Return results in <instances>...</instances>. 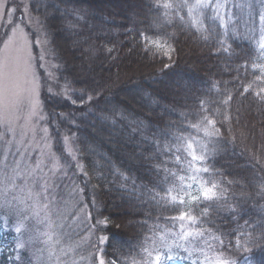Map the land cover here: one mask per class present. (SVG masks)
I'll list each match as a JSON object with an SVG mask.
<instances>
[{"label": "trees", "instance_id": "trees-1", "mask_svg": "<svg viewBox=\"0 0 264 264\" xmlns=\"http://www.w3.org/2000/svg\"><path fill=\"white\" fill-rule=\"evenodd\" d=\"M178 2L35 0L32 8H39L34 13L43 21L50 47L55 52L57 84L63 86V91L65 81H76L72 88L77 92L97 88L103 96L99 104L77 108L73 113L74 122H61L55 114H66L74 106L70 103L65 106L52 96L42 94L54 144L59 146L67 135L79 163L89 173V177L77 173L74 183L68 179L60 183L59 198L73 194L64 191L63 186L83 187L88 183L85 193L76 195L74 202L60 205L61 211L67 216L77 209L86 211L94 229L91 235L86 225L77 227L78 232L87 231L82 248L75 243L79 235H62L60 228L46 243L47 237L39 236L44 226L32 215L33 201L27 199L20 208L28 217L26 227L21 229L23 236L10 231L7 236L13 237L14 244L18 237L39 238L9 260L3 253L0 264H51L52 259L57 263L60 260L66 264H90L89 255L85 254L95 250L101 235L107 238L101 246L106 260H114L116 264H132L133 260L136 264H145L156 252L168 249L163 246L162 238L167 243L180 237L181 232L169 235L166 228L169 223L177 225V217L183 213L196 218L195 224L190 222L191 226H187L193 233H204L203 237L196 235L197 240L196 236L190 237L196 240L197 254L210 252L220 260L244 264L248 253L250 264H264V241L258 239L260 225H264V199L259 195L264 166L252 167L253 157L264 158V104L251 92L237 95L241 84L260 75L259 68H253V64H264L259 24L264 0L230 1L233 24L228 35L220 37L234 53L230 57L216 54L220 45L215 36L205 41L201 33L180 21L179 16L189 19L186 10L178 13L175 8L163 7L165 3ZM246 3H251L252 8L234 6ZM236 17L239 24L235 23ZM157 18L158 26L150 27ZM217 30L224 32L222 28ZM151 41H159L166 47L157 50ZM146 43L151 50L145 49ZM167 45L174 49L168 55L165 54ZM217 82L222 85L227 82V90L234 96L227 106L218 104L225 97L212 90V84ZM201 100H207L209 107L219 106L231 117L230 120L217 117L224 143L214 156L202 152L201 145L208 143L209 138L192 127L201 119ZM162 131L168 135L161 136ZM188 143H193L196 155L206 156L205 161L192 160ZM65 153L60 148L56 156L63 154L74 170ZM149 156L153 159L149 160ZM156 165L158 173L151 171V166ZM204 167L209 168L208 173L195 171ZM181 177L186 181L195 177L206 187L215 184L216 197L205 200L201 196L195 201L184 200L182 204L179 200L173 202L171 197L182 187ZM228 181L236 183L228 184ZM145 185L155 199L144 194ZM242 195L244 199L236 215L220 207L223 199L235 205ZM212 203L218 205V211L205 216L203 209ZM21 212L15 218L7 215L8 223L15 222L17 227ZM64 220L57 223L71 230V221ZM96 221L104 224L96 225ZM253 227L256 228L253 240L243 244L242 233H251ZM237 239L242 244L239 249L235 248ZM65 244L71 249H63ZM180 253L186 254L184 250ZM17 254L21 256L19 261Z\"/></svg>", "mask_w": 264, "mask_h": 264}, {"label": "snow or ice", "instance_id": "snow-or-ice-1", "mask_svg": "<svg viewBox=\"0 0 264 264\" xmlns=\"http://www.w3.org/2000/svg\"><path fill=\"white\" fill-rule=\"evenodd\" d=\"M231 6L230 0H223V2H221V0H179V2L176 4L165 3L163 5L165 9H177L178 13L186 10V16L189 19L186 21L184 16H179L180 21L190 28H194L196 32L201 33L202 38L205 41H207L211 36H215L218 39V43L220 45L216 54H223L227 57L234 55V53L231 52L230 46H226V40L220 39V37L221 35L226 37L230 31L229 26L233 24L234 14L231 11ZM234 6L240 9L252 8L251 3L235 4ZM148 7L151 8L152 5H148ZM15 11V8L9 7V0H0V18L6 17L9 24H12V16ZM248 15L251 17V12H249ZM235 23L239 24V17L235 18ZM158 24L159 19L157 18L149 26H158ZM259 24L262 34L260 48L264 49V5L261 6V11L259 12ZM217 27L224 29L223 34L217 30ZM18 31H21L18 26L14 27L12 30V36H10L8 40L4 42L3 49H0V84H2L3 90L6 94H14L17 81L21 74L23 75L26 83V93L31 105L28 116L25 119V127L27 128L30 126L32 117H37L41 121H43L45 117L40 113L38 99L40 82L36 76V73L32 69L31 52L28 50L26 38H16ZM145 40H147L146 37ZM150 43L157 50H164L166 47L159 41H151ZM145 49L151 50L147 43L145 44ZM173 50L174 49H172L170 45H167V51H165V54L168 55ZM109 51H111V49H109ZM257 67L259 68L260 75L256 76L255 79L248 81L246 84H241L240 90L237 91V95H245L251 92L261 104H264V64H253V68ZM75 82L76 81H65L63 92H53L51 89H49L50 96L58 100L60 104L63 103L65 106H67L70 103V105L74 106L73 110L67 112L66 114H55L61 122H74L75 117L73 113L77 108L99 104L101 99H103L102 93L98 91L97 88H89L88 90L81 89L79 92H77L72 88V84ZM57 87H59V85H57ZM221 87L224 88L223 93H221ZM212 90H215L218 94H221L225 97L218 102L219 105L227 106L234 99L232 92L227 90V82H224L223 85L219 82L212 84ZM73 96L76 98H73ZM208 104L209 102L207 100H201L199 102L201 119L199 123L193 124L192 127L197 129V131H202L204 136L209 138L208 143L201 145L202 152H206L208 156H214L216 153L221 151V144L224 143V141L220 139V129L217 127V117L223 116L224 120H230L231 117L223 112L219 106H214L213 108L207 106ZM13 119L14 117L11 114V110H7L4 115L6 129L3 133H0V189H2V191H0V196H2L4 200L3 206L7 207L11 203L8 201L6 195L10 190L9 186L12 188L19 187L20 192H26L27 199L33 201V204L30 206L32 208V215L37 218V222L39 224L44 226V231L39 233V236L47 237V240L45 241L47 243L52 240V235L58 228L62 229L64 227L62 223H57V220L64 219V214L60 208V202L57 200V189L60 187V183H62L65 179L73 181L74 183L77 173L84 177H89V173L85 170L84 165L79 162H76L74 170H72V166L69 165L68 160L64 158L63 154L57 157L51 151V137L49 136V129L47 127L42 129L43 146L41 147L40 145H37V147H40V157L35 160L34 166L28 163L26 159L27 149H25V151H21L20 146L24 143V141L22 137L20 140H17L13 128ZM166 127H171V125ZM9 133L12 134L11 139L8 138ZM160 135L166 137L168 133L166 131H162ZM213 137L216 139H211ZM68 142L69 137L66 135L64 137V144L67 146ZM187 149L190 150L189 154L192 156V160L201 162L205 161V155L198 156L195 154L193 143H188ZM66 150L68 156L71 157V160L77 161V156L72 148L67 147ZM145 151H147V149H145ZM177 151H179V149H177ZM9 157H11V160H9ZM17 157L20 159H17ZM148 159L151 160L153 157L149 156ZM176 159L179 161L180 157L177 156ZM45 160H47V164L45 163ZM61 160H63V164L61 163ZM252 160L254 161L252 167L264 166V158L253 157ZM45 168H47V171H45ZM70 170L72 171V175H69ZM262 170H264V167H262ZM151 171L158 173L159 166H151ZM195 171L208 173L209 168H196ZM181 179H183V177H181ZM192 179H195V177H192ZM17 181H21L22 185H18ZM29 181H32L36 187H39L40 191H32ZM227 183L232 184L236 182L228 181ZM87 187L88 183L85 182L83 187L76 185L73 191L76 193L77 197H79L85 193V189ZM187 187H191V185H188ZM260 187L261 191L259 195L262 199H264V182H261ZM215 188V184H213L212 187L201 186L203 198L205 200H213V198L216 197V192L214 191ZM143 190L144 194L151 197L152 199H155V197L152 195V192L147 188L146 185L143 186ZM221 196H223V193H221ZM14 199H19L21 204L25 203V199L22 197H14ZM197 199L198 197H192L193 201ZM243 199L244 196L242 195L240 199L236 201L235 205L229 203L227 199H223L220 207L226 208L227 211L233 215H236L240 211V202ZM41 200H43L44 203L41 204ZM171 200L176 202L177 198L172 196ZM78 202L82 203V201ZM179 203L182 204L184 201L180 200ZM84 207L86 208V205ZM216 211H218V205L216 203L209 204L203 209L205 216H208L210 213ZM41 213H43L42 216ZM20 215L21 220L15 228V231L20 234V236H23L21 229L26 227L25 221L28 219V217L24 215L23 212H21ZM87 218H90V214L85 211L83 213L81 222H86ZM178 219L182 222L181 238L183 239L187 238L188 236H192L193 232L183 231V222L187 220L195 224L196 218L188 215L187 213H183L178 217ZM101 224H104V222L96 221V225ZM260 228L261 231L258 239L260 241H264V225H260ZM255 233V227L252 228L251 233H242L243 244H247L252 241ZM195 235L203 237L204 233L198 231L195 233ZM233 235H235V233H233ZM39 236H30L27 240L18 237L15 243V248L18 250H26L31 242L34 239H38ZM216 239H218L219 243L224 246L223 240L219 239L218 237ZM106 240V237H99V242L95 246V250L89 255L90 264H116L114 260L110 261L105 259L106 253L101 246L105 245ZM161 242L164 247H168L169 251H171V245H168L166 241L163 240V238ZM177 247H179V245H177ZM240 247H242L241 241L240 239H237L235 248L239 249ZM144 251L147 252L149 257L152 256V253L147 249H144ZM184 251L188 252L189 250L184 249ZM189 255H191L190 252ZM167 258L171 260L173 257L168 255ZM16 259L19 261L21 256L17 254ZM132 264H136V261L133 260ZM145 264H162L161 255L157 254L154 258V261L146 260ZM224 264H237V261L224 260Z\"/></svg>", "mask_w": 264, "mask_h": 264}, {"label": "rangeland", "instance_id": "rangeland-1", "mask_svg": "<svg viewBox=\"0 0 264 264\" xmlns=\"http://www.w3.org/2000/svg\"><path fill=\"white\" fill-rule=\"evenodd\" d=\"M231 1V0H230ZM246 2L248 0H245ZM35 4V0H9V7L15 8L16 11L12 16V24H9L8 19L6 17L0 18V49H3L4 42L8 40L10 36H12L13 28L17 27L21 30L18 31L16 34L17 39H23L26 38L27 44H28V50L31 52L32 56V69L36 73L37 78L40 82V89H39V105H40V113L45 117L43 121L39 120L37 117L31 118V123L29 127H25V119L28 116V113L30 111V100L26 93V83L23 75L19 77L17 81V86L14 90V94H6L3 90L2 84H0V133H3L6 129V124L4 121V115L7 110H11V114L14 117L13 119V128L15 131V135L17 140H20L21 137L23 138L24 143L20 146L21 151L26 152V159L27 162L32 164L34 166L35 160L40 157V147H37V145L43 146V132L42 129L44 127L48 128V118L46 115V107L44 105L43 100V93L49 94V89H51L53 92H63V86L57 87L56 82V66L58 65L56 63V59L54 58L55 52L52 51L50 47L49 39L46 34V28L44 26L43 21L40 17H38L34 12L38 11L39 8L33 9V5ZM39 18V19H38ZM37 61V64L35 63ZM48 119V120H47ZM49 129V128H48ZM49 136L51 137V133L49 132ZM8 138H12V134L9 133ZM51 151L56 155V152L61 148L62 150L67 153V147H71V140L69 139L68 145L66 146L64 144V137L62 138L59 146H56L54 144V141L51 137ZM15 150V149H14ZM74 153L76 154V151L72 148ZM47 151V150H45ZM65 153V154H66ZM59 156V155H58ZM68 156V153H67ZM77 156V154H76ZM71 160V157L68 156ZM17 159H20L17 157ZM9 160H11V157H9ZM77 161H72L73 169ZM45 163L47 164V160H45ZM61 163L63 164V160H61ZM50 166V165H49ZM45 171H47V168H45ZM18 185H22L21 181H17ZM30 186L32 187V191L39 192L40 188L36 187L32 181H29ZM188 185H191V187H187ZM201 186H203L200 182H194L189 181L186 182V180L183 181L182 187L180 190H178L174 196L177 198V200H185L187 202L193 201L192 197H201ZM205 187V186H203ZM75 187L70 186H63L62 189L67 192H73L72 196L69 195H62V197L57 196V200L60 202V205L62 207L68 206L71 202H74V199L76 197V193L73 191ZM9 192L6 194L8 201H10V205L5 207L3 197L0 196V220L6 222L9 215L10 217L14 218L15 216H18V212H21V203L19 202V199H14V197H22L25 200H27V193L26 192H20L19 187L12 188L9 186ZM2 191V189H0ZM43 201V200H42ZM44 203V201H43ZM77 203V201H76ZM21 208V209H20ZM3 209V210H2ZM26 211L27 209H23ZM18 211V212H17ZM84 211L81 210H75L71 215L66 214L65 211H63L64 214V221L70 220L71 224L70 228L71 230H67L66 227L62 228V235L64 232H66L67 236H74L79 235L78 241H76V246H79V248H82V244L85 241V238H87V231L86 229L83 232H78L77 227L81 225H86L88 228V234L92 235V225H90V220L87 218L86 222H81V219L83 218ZM16 214V215H15ZM27 215V214H25ZM179 217V216H178ZM177 217V225H171L169 223L168 227L166 228V231L169 235L176 236L179 235V232H182L181 229V221ZM63 224V223H62ZM90 225V227H89ZM183 231H190L192 232L187 226H191L190 221L185 220L183 222ZM11 227V225H10ZM173 229L175 231L171 232ZM177 233V234H176ZM89 236V235H88ZM104 237V235H101ZM99 236V237H101ZM193 236H196L195 233H193ZM73 238V237H72ZM196 239L198 236L195 237ZM1 237H0V246H1ZM98 244V243H97ZM65 248L67 250L71 249L70 245H66ZM90 253L85 254L86 257H88ZM168 264H181L176 261H169Z\"/></svg>", "mask_w": 264, "mask_h": 264}, {"label": "bare ground", "instance_id": "bare-ground-1", "mask_svg": "<svg viewBox=\"0 0 264 264\" xmlns=\"http://www.w3.org/2000/svg\"><path fill=\"white\" fill-rule=\"evenodd\" d=\"M58 224H60V223H58Z\"/></svg>", "mask_w": 264, "mask_h": 264}]
</instances>
